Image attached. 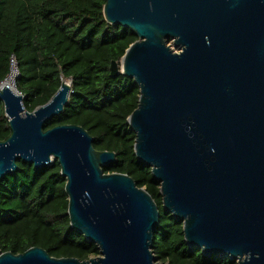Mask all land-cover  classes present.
I'll use <instances>...</instances> for the list:
<instances>
[{
	"label": "water",
	"instance_id": "95a60500",
	"mask_svg": "<svg viewBox=\"0 0 264 264\" xmlns=\"http://www.w3.org/2000/svg\"><path fill=\"white\" fill-rule=\"evenodd\" d=\"M104 16L138 36L110 70L140 88L128 123L138 160L161 184L165 212L205 255L264 264V0H106ZM71 92L63 81L29 111L22 93L0 89L11 128L0 142V180L19 160L35 169L58 161L71 226L100 255L57 258L31 247L0 253V264H170L153 251L155 199L130 175L104 172L116 153L97 150L80 125L46 129Z\"/></svg>",
	"mask_w": 264,
	"mask_h": 264
},
{
	"label": "trees",
	"instance_id": "16d2710c",
	"mask_svg": "<svg viewBox=\"0 0 264 264\" xmlns=\"http://www.w3.org/2000/svg\"><path fill=\"white\" fill-rule=\"evenodd\" d=\"M106 0H0V82L11 71L15 56L16 90L24 106L34 111L70 81L72 92L64 111L46 123L77 124L94 137L97 150L114 151L116 162L105 173L130 175L159 206L161 219L153 251L170 264H238L223 255H205L185 241L183 222L163 208L161 184L151 167L135 154V132L128 118L138 107L140 88L134 79L111 76V63H121L138 36L109 23ZM168 43H171L169 40ZM11 135L9 118L0 101V142ZM19 170L0 180V253H23L42 247L51 256L88 260L100 255L98 245L71 226L66 178L58 161L35 169L18 161Z\"/></svg>",
	"mask_w": 264,
	"mask_h": 264
},
{
	"label": "bare ground",
	"instance_id": "6f19581e",
	"mask_svg": "<svg viewBox=\"0 0 264 264\" xmlns=\"http://www.w3.org/2000/svg\"><path fill=\"white\" fill-rule=\"evenodd\" d=\"M15 75H16L15 70H13V72L9 76V78L5 82L0 83V89L9 85L14 91H16L15 90L16 88L14 87ZM68 83H70V82L68 81Z\"/></svg>",
	"mask_w": 264,
	"mask_h": 264
},
{
	"label": "built area",
	"instance_id": "2783aa9c",
	"mask_svg": "<svg viewBox=\"0 0 264 264\" xmlns=\"http://www.w3.org/2000/svg\"><path fill=\"white\" fill-rule=\"evenodd\" d=\"M11 66H12V71H11V73H10V75L12 74V72H13V70H15V78L16 77H18V70H17V63H16V58H15V56H12L11 57ZM9 75V76H10ZM17 79V78H16ZM16 79H15V81H16ZM14 81V82H15ZM0 83H2V82H0Z\"/></svg>",
	"mask_w": 264,
	"mask_h": 264
},
{
	"label": "rangeland",
	"instance_id": "374dc122",
	"mask_svg": "<svg viewBox=\"0 0 264 264\" xmlns=\"http://www.w3.org/2000/svg\"><path fill=\"white\" fill-rule=\"evenodd\" d=\"M172 46H173V42H171ZM179 51V50H178ZM70 82V81H69ZM71 83V82H70ZM15 87V86H14ZM16 90V89H15Z\"/></svg>",
	"mask_w": 264,
	"mask_h": 264
}]
</instances>
